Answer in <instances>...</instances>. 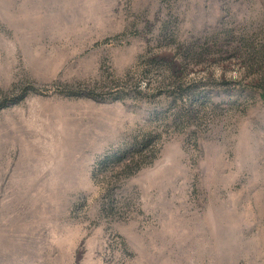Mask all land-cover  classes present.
<instances>
[{
    "label": "rangeland",
    "instance_id": "374dc122",
    "mask_svg": "<svg viewBox=\"0 0 264 264\" xmlns=\"http://www.w3.org/2000/svg\"><path fill=\"white\" fill-rule=\"evenodd\" d=\"M264 0H0V264H264Z\"/></svg>",
    "mask_w": 264,
    "mask_h": 264
},
{
    "label": "trees",
    "instance_id": "16d2710c",
    "mask_svg": "<svg viewBox=\"0 0 264 264\" xmlns=\"http://www.w3.org/2000/svg\"><path fill=\"white\" fill-rule=\"evenodd\" d=\"M263 99H264V96H263Z\"/></svg>",
    "mask_w": 264,
    "mask_h": 264
}]
</instances>
